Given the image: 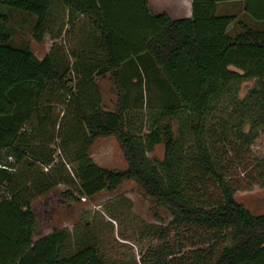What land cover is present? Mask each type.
Here are the masks:
<instances>
[{
    "label": "trees",
    "instance_id": "1",
    "mask_svg": "<svg viewBox=\"0 0 264 264\" xmlns=\"http://www.w3.org/2000/svg\"><path fill=\"white\" fill-rule=\"evenodd\" d=\"M222 1L230 0H193L192 17L173 20L166 13L153 14L149 0H1L35 16L33 33L39 43L55 2L69 9L71 22L88 16L99 32L96 49L103 54L97 74L109 73L120 96L115 111L104 110L89 69L79 96L74 94L64 81L68 68L61 73L51 52L39 59L29 47L13 46L10 32L0 29V183L8 190L0 196V264H108L94 245L62 254L68 230L34 241L37 216L31 202L58 182L35 172L36 162L21 175L13 172L32 151L21 126L28 117L20 111L22 100L27 103L34 90L40 94L56 88L75 98L76 122L69 136L79 143L75 172L82 193L92 197L133 180L170 212L171 225L192 224L230 238L218 256L203 248L173 256L162 247L152 254V264H264V213L253 214L239 201L228 178L237 159L242 163L264 132V26L255 24L264 23V0H245L241 16L219 15ZM6 21L0 14V22ZM252 79L261 86L240 99L242 83ZM146 91L156 97L148 112ZM171 118L179 121L177 139L164 123ZM110 136L123 152L125 170L102 167L90 156L95 141ZM161 143L164 159H150L148 153ZM33 153L36 161H53L51 155ZM208 181L221 190L218 200H202L197 185ZM65 195L74 198L72 191Z\"/></svg>",
    "mask_w": 264,
    "mask_h": 264
},
{
    "label": "rangeland",
    "instance_id": "2",
    "mask_svg": "<svg viewBox=\"0 0 264 264\" xmlns=\"http://www.w3.org/2000/svg\"><path fill=\"white\" fill-rule=\"evenodd\" d=\"M233 6L235 10L242 12L240 6ZM228 13L233 12L226 14ZM0 14L7 16L6 23L0 22V29L10 32L13 46L29 47L39 59H44L51 52L50 55L57 59V68L61 73L68 68L64 81L78 96L85 79L84 73L87 69L91 70L101 97L102 108L107 111L117 109L120 96L118 85L113 83L109 73L105 76L97 74L103 66L97 64L103 54L96 49L99 32L93 27L88 16L79 15L71 22L69 9L61 2H55L50 12L44 41L39 43L33 33L36 20L34 15L10 9L4 6L1 0ZM246 20L253 22L252 18ZM255 24L264 26L262 22L255 21ZM234 28L231 27L232 33ZM92 52L95 53V58L92 59V64H89L87 60ZM260 86L257 79L244 81L238 97L243 99L251 90ZM144 98V102H148V112L153 108L156 97L153 92L149 94L146 91ZM74 99L69 97L65 89L56 88L53 92L43 89L40 94L34 90L27 103L22 100L20 111L22 114H28V117L21 126L26 128L24 140L32 151L15 164L13 172L16 176L21 175L26 171L28 164L36 162L35 172H44L58 182L48 192L36 196L31 202L32 210L37 216L34 241L55 231L68 230L70 237L62 248V254L67 255L87 245H94L108 264H152V254L162 247L170 248L173 256H188L199 248L206 251L213 249L218 256L222 248L230 244L229 236L224 238L221 234L216 237L213 231L192 224L171 225L170 212L148 196L136 181H126L114 191L103 190L92 197L80 191L74 155L79 143L69 136L76 122ZM164 123L172 126L177 139L179 121L171 118ZM249 127V122H246L244 131H248ZM149 130L150 127L146 125L145 132ZM34 150L51 155L53 161L50 165L36 161ZM90 156L102 167L117 171L127 167L123 152L113 136L98 138L92 146ZM164 156V143L156 145L154 150L148 153L152 160H163ZM241 159L243 162L239 163L237 159L228 177L235 186V197L253 214H262L264 132L252 143L250 152L243 154ZM8 161L16 162L14 158H8ZM199 187H202L200 194H204L201 196L203 201L218 200L221 197V190L213 181L200 183L197 185V188ZM6 188V184L1 182L0 196L8 195ZM26 188L29 192H34L30 189V184ZM68 191L73 192L74 198L70 199L65 195Z\"/></svg>",
    "mask_w": 264,
    "mask_h": 264
},
{
    "label": "crops",
    "instance_id": "3",
    "mask_svg": "<svg viewBox=\"0 0 264 264\" xmlns=\"http://www.w3.org/2000/svg\"><path fill=\"white\" fill-rule=\"evenodd\" d=\"M192 5L193 0H149V9L153 14L166 13L173 20L191 18L193 14ZM217 5L218 14L222 13L221 15H237L238 13L244 15L245 13V0L222 1L218 2ZM233 5L240 6L242 12L235 10ZM227 12L233 13L226 14Z\"/></svg>",
    "mask_w": 264,
    "mask_h": 264
}]
</instances>
